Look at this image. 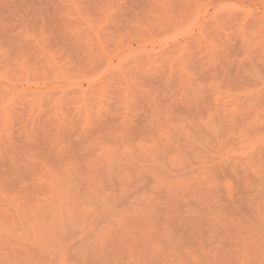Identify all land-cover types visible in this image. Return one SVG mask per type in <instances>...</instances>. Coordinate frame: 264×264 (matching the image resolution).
<instances>
[{
	"label": "rangeland",
	"instance_id": "1",
	"mask_svg": "<svg viewBox=\"0 0 264 264\" xmlns=\"http://www.w3.org/2000/svg\"><path fill=\"white\" fill-rule=\"evenodd\" d=\"M0 264H264V0H0Z\"/></svg>",
	"mask_w": 264,
	"mask_h": 264
}]
</instances>
